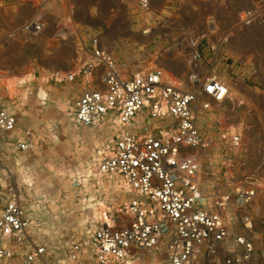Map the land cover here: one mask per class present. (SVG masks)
I'll return each mask as SVG.
<instances>
[{
  "label": "rangeland",
  "instance_id": "obj_1",
  "mask_svg": "<svg viewBox=\"0 0 264 264\" xmlns=\"http://www.w3.org/2000/svg\"><path fill=\"white\" fill-rule=\"evenodd\" d=\"M149 2L141 9L138 0H0V79L12 83L26 74L33 78L25 100L19 97L25 85L17 88L12 99L0 88V103L19 122L13 134L0 137V209L7 192L17 191L30 219L31 238L47 249L51 263L70 264L67 250L77 243L81 256L93 264L92 235L103 227L94 221L95 215L102 213L118 228L129 221L135 196L112 186L114 181L123 182L117 175L102 178L100 183L76 181L94 154L110 146L112 135L120 128L113 127L111 117L91 127L74 122L73 105L83 84L78 79L68 82L67 74L77 72L80 62L88 59L85 50L93 37H99L122 71L132 75L144 72L158 57L157 53L149 55L146 39L153 48L152 42H160L167 34H173L169 39L173 41L186 31L185 64L173 84L182 86L187 81L190 41H196L210 58L206 51L211 52L212 42L222 38L226 53L220 57L218 69L227 84V98L223 103L211 102L209 111L198 117L206 147L188 149L186 154L199 163L197 181L204 202L210 203L213 196L224 198L220 210L230 214L231 234L244 232L238 225L241 207L235 193L247 187L256 190L245 209L254 220L252 264H264V19L246 15L259 10L264 16V1ZM28 21L41 24L34 37L18 32ZM160 75L166 82L167 77ZM56 78L61 81L55 82ZM39 84L46 95L42 103L34 99ZM151 123L137 126L133 122L130 127L146 128L137 134H151L155 128ZM28 130L33 133L35 148L19 151L15 141ZM233 132L240 137L236 149L228 140ZM50 203L56 206L54 212L48 209ZM144 260V264H167L162 249L146 254Z\"/></svg>",
  "mask_w": 264,
  "mask_h": 264
},
{
  "label": "built area",
  "instance_id": "obj_2",
  "mask_svg": "<svg viewBox=\"0 0 264 264\" xmlns=\"http://www.w3.org/2000/svg\"><path fill=\"white\" fill-rule=\"evenodd\" d=\"M138 5L145 9L148 0H138ZM247 14H252L249 19H264L259 10ZM41 28L38 21H28L18 32L34 37ZM85 55L88 59L79 70L66 76L68 82L78 79L83 84L73 105L74 122L91 127L116 116L121 126H127L137 114L145 113V123L155 125L151 135L127 131L113 137L111 154L98 163L100 173H115L139 198L130 204L126 224L94 231L93 264H144L146 254L161 249L167 264H252L254 220L245 208L256 190L247 187L235 193L241 207L238 225L244 232L231 234L223 210L201 207L200 166L193 155L186 154L205 144L197 125L198 111L205 112L211 102L223 103L227 98V84L218 69L220 57L207 58L201 46L190 41L187 81L176 86L163 81L157 71L125 73L99 37L91 38ZM18 125L17 116L0 103V137L13 134ZM239 138L234 136L231 143L237 146ZM15 146L22 152L32 151L33 133L25 131ZM81 255V246L73 243L67 262L88 264ZM0 264H53L47 249L33 242L29 216L12 189L0 209Z\"/></svg>",
  "mask_w": 264,
  "mask_h": 264
},
{
  "label": "bare ground",
  "instance_id": "obj_3",
  "mask_svg": "<svg viewBox=\"0 0 264 264\" xmlns=\"http://www.w3.org/2000/svg\"><path fill=\"white\" fill-rule=\"evenodd\" d=\"M80 56H81V54H80ZM79 57H77V58H79ZM81 58L82 57H80V60L82 61ZM77 60H79V59H77ZM81 63L82 62H80V65H81ZM152 63L150 62V64L147 65V67L145 68L146 72H150V71H152L154 69V66H152ZM77 68H78V66H77ZM77 68L75 66L76 70H74V71H77ZM32 79H33L32 75H30V74L23 75L22 77L18 78L15 82H12V83L9 82V81L7 83H6V81L3 82L0 79V88L4 90V92L6 93V96H7L8 99H12L14 97V94L18 91L17 88L22 86V85H25L26 87L21 92H19L20 99L21 100H25V99H27V97L29 95V87H30L31 83L33 82ZM86 80H87V78H86ZM60 81H61V79H57V78L55 79V82H60ZM166 82L170 83V84H176V83H172L171 80H169V79H166ZM45 98H46L45 92L43 91V89L41 87V84H39V86L36 87V90H35V95H34L35 102L36 103H42L45 100ZM209 108H210V105H209ZM209 108H208L207 111H209ZM73 111H74V109H73ZM160 112H161L162 115L165 114V109L162 107ZM202 114L205 115L204 112L198 111V117L200 115H202ZM108 118H110V121H111V123H112L114 128H116V126H118L120 128V130L117 132V134H113L112 135L111 140H110L111 141L110 142V146L113 143V137H115V136L119 137V136L123 135L127 131L130 132V133H133V134L137 133V130H135L132 127H130L131 123H129L127 126H121V124H120V122H119V120H118V118L116 116H109ZM133 122L137 126L142 125L143 122H144L143 113L137 114V116L134 118ZM149 122H151V121H149ZM140 129H145L146 130V128L141 127V128H139L138 131H140ZM144 135H151V134L149 132L148 133L146 132ZM163 135H167V134L163 133ZM234 136H239L238 132H233L231 134V137L228 140L230 141V144H229L230 147L236 149L238 147V145L234 146L231 143V139ZM212 142H213V140H212ZM205 145H206V143L203 144V146L200 147V148H205L206 147ZM110 146L109 147L105 146V148L103 150H99V151H97L94 154L93 160L80 173L77 174V180L76 181L78 183H82L83 185H86V183H87V181L89 179H94L98 183H100L102 178L110 179L112 177H116L115 173L102 174V173H100L98 171V163H99V161L103 158V156H107V155L111 154L110 153V151H111V147ZM197 149H199V148H197ZM112 186L114 188L118 189V190H121L122 192H125V193L128 192V193L134 194L135 200L133 202H137L136 199L139 198V194L134 192V191H132L125 184L124 181L123 182L121 180L120 181L119 180L118 181H114V182H112ZM216 198H218V197H216ZM205 199H206V197L202 196V198H201V200H202L201 207L202 208H206V209H209V210H212V211H219L220 208L222 206H224L223 205L224 198L221 197V196H220L219 199H214V196L211 197L212 201L210 203H208V204L204 202ZM133 202H131V203H133ZM48 209L50 211L54 212L56 210V206L53 203H50L49 206H48ZM224 217H226V219H228L227 215H225V214H224ZM94 221L97 222V224H99V225H101L103 227H107L109 229L116 228V226L114 224H112L108 218H106L104 215H102V213H100L99 215H95V220ZM135 262H137V261H134V262H131V263H127V264H135Z\"/></svg>",
  "mask_w": 264,
  "mask_h": 264
},
{
  "label": "crops",
  "instance_id": "obj_4",
  "mask_svg": "<svg viewBox=\"0 0 264 264\" xmlns=\"http://www.w3.org/2000/svg\"><path fill=\"white\" fill-rule=\"evenodd\" d=\"M149 1L151 3L154 2V0H148V2ZM158 13L161 14V12H158ZM186 33H187L186 31L180 32L177 35L176 40H173V41L169 40L173 34H167L166 36L168 37L161 40L160 42H157V43L152 42V44H154L152 45L153 48H151V42H149V38L146 39L149 55L153 56V54L154 55L156 53L158 54L157 59L152 64V66H154V70H156L157 72L161 74H164L167 77L166 79L171 80L172 83H175L174 79L176 80L180 79V72H181V69H183V66L185 64V58L187 54L185 41L187 39L186 37H188L186 36ZM156 34H159V33L156 31ZM153 35L154 34L152 33L151 36ZM164 36H165V33L163 32V37ZM221 40L222 38H218L212 42L213 45L212 47H210L212 51L211 52L206 51L207 56L210 57L212 54H215L217 57H221V58L225 56L226 49L223 46ZM221 58H219V60H221ZM167 59L168 61L165 62L164 60H167ZM135 67L136 66H134L133 68ZM224 214L228 216V220L226 219V217H224ZM223 217L226 222H229L231 220L230 214L228 212H223Z\"/></svg>",
  "mask_w": 264,
  "mask_h": 264
},
{
  "label": "snow or ice",
  "instance_id": "obj_5",
  "mask_svg": "<svg viewBox=\"0 0 264 264\" xmlns=\"http://www.w3.org/2000/svg\"><path fill=\"white\" fill-rule=\"evenodd\" d=\"M211 90H212V89H211V87H210V88H209V91H211ZM223 91H224V90H223V89H221V93H223Z\"/></svg>",
  "mask_w": 264,
  "mask_h": 264
}]
</instances>
